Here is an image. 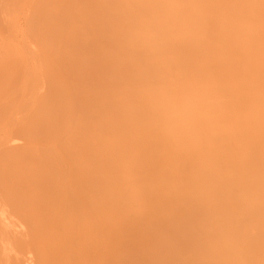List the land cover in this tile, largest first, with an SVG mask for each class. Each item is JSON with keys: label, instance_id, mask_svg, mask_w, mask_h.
I'll return each instance as SVG.
<instances>
[{"label": "bare ground", "instance_id": "obj_1", "mask_svg": "<svg viewBox=\"0 0 264 264\" xmlns=\"http://www.w3.org/2000/svg\"><path fill=\"white\" fill-rule=\"evenodd\" d=\"M0 264H264V0H0Z\"/></svg>", "mask_w": 264, "mask_h": 264}]
</instances>
